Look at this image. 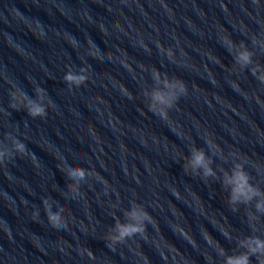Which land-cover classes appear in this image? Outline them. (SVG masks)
I'll return each mask as SVG.
<instances>
[{
	"label": "water",
	"instance_id": "obj_1",
	"mask_svg": "<svg viewBox=\"0 0 264 264\" xmlns=\"http://www.w3.org/2000/svg\"><path fill=\"white\" fill-rule=\"evenodd\" d=\"M257 239L264 0H0V264H264Z\"/></svg>",
	"mask_w": 264,
	"mask_h": 264
},
{
	"label": "clouds",
	"instance_id": "obj_2",
	"mask_svg": "<svg viewBox=\"0 0 264 264\" xmlns=\"http://www.w3.org/2000/svg\"><path fill=\"white\" fill-rule=\"evenodd\" d=\"M255 2V0H254ZM240 61H243L244 63H249L250 62V56L248 53H242L239 57ZM66 80L69 82L75 81L77 84L82 83L85 80V77H73V76H67ZM43 114V109L41 108H33L30 109V115L32 116H37ZM19 150L23 151V146H19ZM194 164L196 166H204V155L202 152L197 153L194 156ZM211 169L206 168L205 169V175H211ZM73 177H79L83 178L84 177V171L81 169H74V171L70 174ZM234 185L233 188V195H232V200L235 202L239 200L240 197H244L245 199H250L251 195H254L255 193L253 192L252 188L248 185L247 183V177L244 175V173L237 172L234 174V177L229 181ZM258 208L260 207L259 205L257 206ZM50 221L52 222L53 226H56L57 223L59 222V216H51ZM64 227L66 228L67 225L65 224ZM145 230L143 228L139 227H134V226H120L119 227V233L116 237L113 238L114 243H123L125 239L132 238L136 234H141L143 236ZM247 247L250 252L253 254H256L257 252L264 253V241L260 240H254V241H249L247 244ZM91 256V253H89ZM226 264H249V257L248 255H241L239 257H229L226 261Z\"/></svg>",
	"mask_w": 264,
	"mask_h": 264
}]
</instances>
